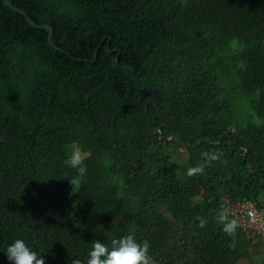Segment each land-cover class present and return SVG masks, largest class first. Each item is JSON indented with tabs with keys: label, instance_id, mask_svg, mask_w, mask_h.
<instances>
[{
	"label": "trees",
	"instance_id": "trees-1",
	"mask_svg": "<svg viewBox=\"0 0 264 264\" xmlns=\"http://www.w3.org/2000/svg\"><path fill=\"white\" fill-rule=\"evenodd\" d=\"M10 1L0 264H264V0Z\"/></svg>",
	"mask_w": 264,
	"mask_h": 264
},
{
	"label": "bare ground",
	"instance_id": "bare-ground-1",
	"mask_svg": "<svg viewBox=\"0 0 264 264\" xmlns=\"http://www.w3.org/2000/svg\"><path fill=\"white\" fill-rule=\"evenodd\" d=\"M223 206L225 208L226 214L228 212H233L238 215H242L244 217H247V210L252 208L257 211V213H261V211L257 208L256 204L254 202L246 201V202H232L231 200H227L223 203Z\"/></svg>",
	"mask_w": 264,
	"mask_h": 264
},
{
	"label": "built area",
	"instance_id": "built-area-1",
	"mask_svg": "<svg viewBox=\"0 0 264 264\" xmlns=\"http://www.w3.org/2000/svg\"><path fill=\"white\" fill-rule=\"evenodd\" d=\"M236 215L241 217L242 222H249V226L251 225V227L253 226L259 231L264 232V213H257L256 210L250 208L247 210V217L238 214Z\"/></svg>",
	"mask_w": 264,
	"mask_h": 264
},
{
	"label": "water",
	"instance_id": "water-1",
	"mask_svg": "<svg viewBox=\"0 0 264 264\" xmlns=\"http://www.w3.org/2000/svg\"><path fill=\"white\" fill-rule=\"evenodd\" d=\"M6 4L10 7L13 8L16 12L21 13L22 15L27 17L28 22L30 23L31 26L33 27H39L29 15L23 11L21 8L15 6L10 0H5ZM42 28H49L50 29V34H49V42L52 43V36L54 33V29L50 25H44Z\"/></svg>",
	"mask_w": 264,
	"mask_h": 264
},
{
	"label": "rangeland",
	"instance_id": "rangeland-1",
	"mask_svg": "<svg viewBox=\"0 0 264 264\" xmlns=\"http://www.w3.org/2000/svg\"><path fill=\"white\" fill-rule=\"evenodd\" d=\"M239 262V264H252L249 258L242 259Z\"/></svg>",
	"mask_w": 264,
	"mask_h": 264
}]
</instances>
